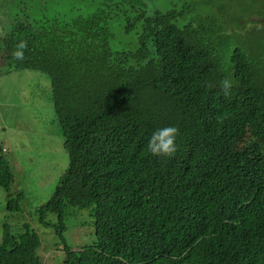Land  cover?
Instances as JSON below:
<instances>
[{
  "label": "trees",
  "instance_id": "16d2710c",
  "mask_svg": "<svg viewBox=\"0 0 264 264\" xmlns=\"http://www.w3.org/2000/svg\"><path fill=\"white\" fill-rule=\"evenodd\" d=\"M83 2L0 0V75L49 77L69 156L39 220L64 238L71 207L93 215L97 240L60 264H264V0ZM166 126L177 151L153 157ZM14 182L1 152L9 213ZM23 226L4 225L0 264H43Z\"/></svg>",
  "mask_w": 264,
  "mask_h": 264
},
{
  "label": "rangeland",
  "instance_id": "374dc122",
  "mask_svg": "<svg viewBox=\"0 0 264 264\" xmlns=\"http://www.w3.org/2000/svg\"><path fill=\"white\" fill-rule=\"evenodd\" d=\"M55 1L62 6L73 2L71 13L76 16L92 10V5L83 0ZM49 96L50 80L44 73L12 71L0 75V153L10 161L15 175L12 192H24L22 210L9 213L8 192L0 187V239L5 224L11 231L24 230L23 225L29 224L41 237L39 253L43 264H60L65 246L94 243L97 235L89 209H69L64 238L53 226L39 220V208L51 198L69 163ZM48 219L54 221L56 217Z\"/></svg>",
  "mask_w": 264,
  "mask_h": 264
},
{
  "label": "clouds",
  "instance_id": "9594fccd",
  "mask_svg": "<svg viewBox=\"0 0 264 264\" xmlns=\"http://www.w3.org/2000/svg\"><path fill=\"white\" fill-rule=\"evenodd\" d=\"M26 49L27 45L24 42H20L13 52L14 58L19 61H23ZM222 86L225 94L227 95L233 86V82L225 79L222 81ZM178 131V128L174 126L161 127L155 130L147 144L148 153H150L153 157L158 158H171L174 156L177 151L176 138Z\"/></svg>",
  "mask_w": 264,
  "mask_h": 264
}]
</instances>
